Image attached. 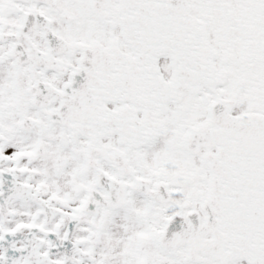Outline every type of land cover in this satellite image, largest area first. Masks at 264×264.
<instances>
[{
	"label": "snow or ice",
	"instance_id": "obj_1",
	"mask_svg": "<svg viewBox=\"0 0 264 264\" xmlns=\"http://www.w3.org/2000/svg\"><path fill=\"white\" fill-rule=\"evenodd\" d=\"M0 264H264V0H0Z\"/></svg>",
	"mask_w": 264,
	"mask_h": 264
}]
</instances>
